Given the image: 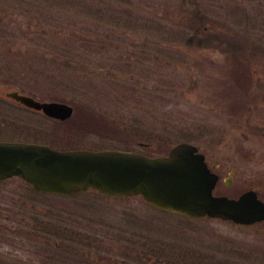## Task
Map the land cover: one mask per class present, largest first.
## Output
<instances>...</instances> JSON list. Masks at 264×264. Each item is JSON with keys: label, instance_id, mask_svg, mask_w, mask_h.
Segmentation results:
<instances>
[{"label": "rangeland", "instance_id": "1", "mask_svg": "<svg viewBox=\"0 0 264 264\" xmlns=\"http://www.w3.org/2000/svg\"><path fill=\"white\" fill-rule=\"evenodd\" d=\"M12 89L73 106L63 122L44 120L45 136L22 141L151 156L188 141L230 170L216 192L264 189V0H0V90ZM10 106L1 102L0 113L10 117ZM40 117L28 124L40 129ZM78 251L264 264V225L169 215L140 196L64 197L20 177L0 181V264L137 261Z\"/></svg>", "mask_w": 264, "mask_h": 264}, {"label": "water", "instance_id": "2", "mask_svg": "<svg viewBox=\"0 0 264 264\" xmlns=\"http://www.w3.org/2000/svg\"><path fill=\"white\" fill-rule=\"evenodd\" d=\"M9 96L59 120L73 113V106L65 102L40 101L16 90ZM13 175L37 191L64 196L95 188L109 196L141 194L159 210L192 217L240 224L264 219V205L253 191L238 198L214 195L217 174L187 142L177 143L165 155L147 156L121 149L58 150L38 143L0 141V179Z\"/></svg>", "mask_w": 264, "mask_h": 264}, {"label": "flooded vegetation", "instance_id": "3", "mask_svg": "<svg viewBox=\"0 0 264 264\" xmlns=\"http://www.w3.org/2000/svg\"><path fill=\"white\" fill-rule=\"evenodd\" d=\"M18 91V93H23V94H29L26 92H20L17 89H12V90H0V103H7L9 105H11L10 107L14 110V112L12 114H10V117H7L6 114H2L0 113V140H12V141H22V139L25 138H34V139H40L38 137H43L46 135V131H43V123L44 120H48L49 117L47 115H45L42 110L40 109H35L33 107H29L27 105H25L22 101L17 100L11 96H9V93L12 91ZM32 95V94H29ZM34 98L43 101V99L32 95ZM25 114V118L26 121L25 123H21V122H17V118L14 119L12 118L13 115L15 114ZM33 114H39L41 117L40 121H41V125H40V129L36 128L35 126L33 127V125L28 124L33 117ZM42 130V131H41ZM199 150L201 152L204 153V157H205V161L206 164L208 166V168L211 171H214L215 173H217L218 175V181L216 182L215 188H214V193L216 195H226L228 197H237L238 195H240L242 192L244 191H253L256 195V198L260 201L263 202L264 204V189L261 186H251V187H247L245 189H243L240 192H237L235 195H229L223 192H216L217 188L220 187L221 183H224L226 185H228L232 179L228 178L226 175V171H230L229 169H225L224 165L221 161H217L212 159L210 156L207 155V153L205 151H203L202 149L199 148ZM191 219V218H189ZM260 225H264V219L260 220V221H256L255 223L249 225V226H260ZM75 254H92L95 255V253L98 254H111V257L113 259H115L116 257H121L122 260L124 259H130L133 258L137 261H132V264H160V259L161 257H159L160 255H158L157 252H147V251H139V252H135V251H111V252H105V251H97V252H73ZM157 253V254H156ZM96 258V257H95ZM106 257L103 255L102 259ZM109 258V257H108ZM106 263H110L108 261H105ZM115 262H117V260H115ZM119 263V262H118ZM124 264H130V260L129 262L126 260Z\"/></svg>", "mask_w": 264, "mask_h": 264}, {"label": "trees", "instance_id": "4", "mask_svg": "<svg viewBox=\"0 0 264 264\" xmlns=\"http://www.w3.org/2000/svg\"><path fill=\"white\" fill-rule=\"evenodd\" d=\"M222 29V28H221ZM223 32V34H226L227 33V35H232V33H231V31H222ZM242 50H238V51H240L241 53L243 52V51H246V49L242 46ZM240 61L241 59H240V57H238L237 59H234V58H229V61ZM80 238H82V236L80 237Z\"/></svg>", "mask_w": 264, "mask_h": 264}]
</instances>
